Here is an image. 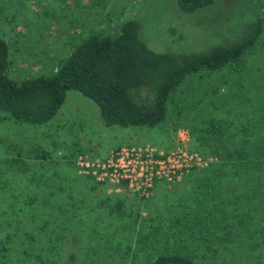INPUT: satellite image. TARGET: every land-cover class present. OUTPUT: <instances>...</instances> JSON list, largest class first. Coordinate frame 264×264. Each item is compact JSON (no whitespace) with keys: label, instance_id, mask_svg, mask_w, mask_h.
I'll list each match as a JSON object with an SVG mask.
<instances>
[{"label":"rangeland","instance_id":"374dc122","mask_svg":"<svg viewBox=\"0 0 264 264\" xmlns=\"http://www.w3.org/2000/svg\"><path fill=\"white\" fill-rule=\"evenodd\" d=\"M255 14L264 18V0H215L193 13L180 11L176 0H0V37L11 56L8 76L19 81L51 74L80 40L114 34L128 19L139 22L152 49L192 52L240 35ZM261 38L239 69L189 76L157 127L106 126L97 105L75 90L46 124H19L0 114V194L10 193L0 202L14 207L0 218V245L11 240L23 264H151L177 251L198 264H264V246L251 261L240 241L216 246L211 229L197 226L196 235L183 229L208 219L214 204L212 190L197 180L222 154L203 145L202 130L214 123L220 138H242L245 126L264 124V31ZM123 145L181 146L200 154L204 165L157 182L140 198L78 164L79 157L104 159ZM24 250L34 255L19 253Z\"/></svg>","mask_w":264,"mask_h":264},{"label":"trees","instance_id":"16d2710c","mask_svg":"<svg viewBox=\"0 0 264 264\" xmlns=\"http://www.w3.org/2000/svg\"><path fill=\"white\" fill-rule=\"evenodd\" d=\"M214 1L176 0V4L180 11L193 13ZM255 15L240 35L192 52L152 49L140 36L139 22L128 19L114 34L91 33L80 40L51 74L19 81L8 76L11 56L0 37V114L19 124H46L62 107L67 92L75 90L97 105L106 126L157 127L166 119L172 94L189 76L240 68L245 56L262 39L264 18ZM253 124L243 128L242 138H220L223 132L214 123L202 130L203 145L211 143L214 151L218 149L222 154L221 162L197 180L204 191L212 190L209 201L214 204L208 219L183 227L191 229L192 235H196L197 226L211 229V242L216 246L230 247L240 241L245 247L244 259L251 261L261 256L254 255V249L264 246V124ZM9 194H0V198ZM9 207L14 211L13 205L0 202V218L5 217ZM34 208L28 205L27 209ZM217 211L222 213L220 218L215 216ZM11 242L5 240L0 245V264H23L8 246ZM23 252L26 257L34 255L26 250L19 253ZM151 264L198 262L193 255L177 251L159 254Z\"/></svg>","mask_w":264,"mask_h":264},{"label":"built area","instance_id":"2783aa9c","mask_svg":"<svg viewBox=\"0 0 264 264\" xmlns=\"http://www.w3.org/2000/svg\"><path fill=\"white\" fill-rule=\"evenodd\" d=\"M78 164L86 174L117 186L125 185L134 195L148 198L157 182L179 180L204 162L200 154L181 146L165 150L149 145H123L104 159L89 162L79 157Z\"/></svg>","mask_w":264,"mask_h":264}]
</instances>
